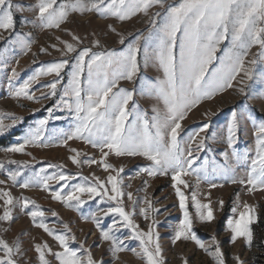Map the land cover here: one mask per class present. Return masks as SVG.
<instances>
[{"label": "snow or ice", "instance_id": "snow-or-ice-1", "mask_svg": "<svg viewBox=\"0 0 264 264\" xmlns=\"http://www.w3.org/2000/svg\"><path fill=\"white\" fill-rule=\"evenodd\" d=\"M166 4L167 0H37L35 5L25 8L13 0H0V30L10 34L5 46L0 50V71L7 67L9 57L16 49L27 55L32 48V33L16 31L17 14L25 11L36 13L33 20H23L24 25L31 24L41 29H60L74 13L94 12L105 19L115 18L123 22L141 13L148 15L153 7L164 9L162 13L156 12L151 18L148 35L140 34L124 50L103 49L97 40L95 47L102 50L94 51L91 47H85L78 51L73 43L61 41L63 49L56 48V45L52 47L61 51L64 56L75 53L74 63H70L68 59L51 63L40 68L19 87L13 85L19 75L15 68L8 76V86L14 99L23 98L40 103L42 100L57 98L55 109L70 114L72 129L59 133V137H62L60 143L64 147H67L71 140H80L99 150L101 158L97 160L81 159L82 155L87 154H82L75 148L70 149L73 153L70 159L77 168L85 164H100L105 172H114L115 175L109 174L105 180H101L94 174L91 178L68 174L63 170L65 166L62 164H48L38 172L25 175L30 165L15 160L8 163L15 164L16 170H6L5 164L0 163V172L7 171V179L14 186L19 184L23 189L39 188L48 192L53 200L75 211L98 198V204H107L108 207L101 208L84 219L95 224L102 239L110 242V252L115 259H119V253L130 250L142 259L144 264H166L161 237L157 230L158 221L151 215L159 213V209L144 198L142 203L146 207L139 208V214L150 223L146 231L141 229L134 220L139 202L131 192L125 193L123 190L124 180L121 174L124 169L116 168L108 162L109 156L143 157L151 163L140 169L141 174L155 177L171 173L174 182L172 186L183 213V219L174 229L172 244L191 240L211 256L216 264H226L224 253L215 238L212 241L215 247L210 249L194 233V219L189 210V200L195 208L198 221L211 223L216 219L215 210L210 197L208 203L199 198L201 182H208L211 189L223 187L213 182V175L231 174L230 182L242 185L247 192H264V120L253 124L254 148L240 152L236 144L239 139L241 114L233 110L226 128V144L231 152L222 153L223 164H215V161H212L214 167L209 166V160L197 165L199 152L208 150V144L218 140L213 134L204 136L196 143L201 133L208 132L210 124H204L185 140L181 136L182 122L189 112L203 101L213 99L233 88L236 83L240 85L241 95L249 99L259 98L248 84L253 81L264 84V0H179L178 3L167 5L165 8ZM73 40L79 42L80 38L73 36ZM120 44H124L123 38L120 39ZM222 44H225V47L222 56L218 57L216 53L221 51ZM253 47H259L261 51L249 60L248 56ZM41 52L49 54L47 48H42ZM217 61V66L211 68ZM151 64L162 70V78L155 82L144 81L138 90L129 91L119 86L121 80L135 82L141 68H147ZM69 67L70 72L67 73L68 79L65 83L62 73ZM49 75H54L55 79L44 86L48 91L42 92L41 97L37 98L31 91L32 85L41 77ZM58 86L61 87L57 97ZM137 91L141 96L147 95L162 102L163 108L154 106L153 115L149 117L140 105L133 101ZM130 103H133L132 109H129ZM52 112L53 110L49 109V118L40 120L30 128L21 142L2 151L30 155L26 152L29 147L52 146L53 141L58 138L56 134H49L47 128L49 119L53 118ZM20 122L21 118L15 115L0 114V136L10 132ZM193 144H196L195 149ZM239 165L244 166L243 177L234 173L235 166ZM48 169L56 171L49 174ZM186 176H195L196 184L189 185L182 179ZM54 182L60 185L58 189L50 188ZM5 183V180H0V185ZM181 186L183 189L192 188L190 195H186ZM65 189L68 191L65 192ZM125 196L132 202L131 211L124 207ZM0 201H3L4 205L0 221H12L13 209L17 206L21 210L31 206L27 214L33 225L58 242L59 251H53L47 243L35 245L39 264H51L47 256H52L58 264H103L102 260L93 257L91 249L86 247L85 243L80 242L78 248L71 247L77 238L71 235L68 224L63 225V233H57L50 228L45 219V211L34 200L27 197L16 199L10 191L0 188ZM218 205L223 209L224 201H218ZM231 213L232 218L226 221V228L231 233L230 242L235 244L243 239L247 246L251 247L254 240L252 225L259 222L256 207L247 203L241 204L237 193ZM52 215L58 214L53 212ZM101 215L104 218L115 217L108 230L101 228ZM121 229L129 231L126 239L139 242L138 250L129 249L125 239L117 235ZM20 252V241L9 245L7 241L0 239V264H17L15 257ZM235 261L236 264H245L240 257H235ZM184 264H188V261L185 260Z\"/></svg>", "mask_w": 264, "mask_h": 264}, {"label": "rangeland", "instance_id": "rangeland-1", "mask_svg": "<svg viewBox=\"0 0 264 264\" xmlns=\"http://www.w3.org/2000/svg\"><path fill=\"white\" fill-rule=\"evenodd\" d=\"M14 3L22 4L25 8L33 6L37 0H13ZM179 0H167V5L178 3ZM164 9L153 7L149 10L148 15L143 13L134 16L131 20L119 21L115 18H103L97 13H74L69 17L67 23L61 25L60 29H41L33 27L31 24L24 25L23 20L31 21L35 18V12L25 11L22 14L16 15V31L32 33V48L27 55L23 54L19 49H16L9 57L8 65L0 71V114H11L21 118V122L4 136H0V140H8V144L0 147V163L5 164L6 170H16L15 164H9L8 161L15 160L19 162H27L30 168L25 171V175L32 172H38L41 168H46L48 164H62L64 171L68 174H79L91 178L93 174L101 180H105L109 174L115 173L105 172L102 165L93 164L82 165L77 168L70 159L73 153L70 149L75 148L82 154L81 159L95 158L99 160L101 153L98 149L93 148L91 145L84 143L80 140H71L67 147H64L60 140L59 133L68 132L72 129L73 123L70 114L67 111H58L55 109L57 98H50L42 100L40 103L30 101L27 99H14L8 86V76L11 74L13 68L19 74L13 81L16 87L21 86L24 82L29 80L40 68L58 62L63 59H68L70 63H74L73 57L75 53L64 56L61 51L56 48L63 49L64 45L61 41L73 43L78 51L85 47H91L94 51L95 41L99 40L102 48L107 50H124L129 43L135 41L136 37L140 34L148 35L150 29V20L156 12H163ZM115 29V31H112ZM10 34L0 30V50L3 49ZM73 36L80 38V41H74ZM59 37V39H57ZM123 38L124 44H120V39ZM143 43V42H142ZM227 44V41L225 42ZM225 44H222L221 51L216 55L222 56ZM42 48H47L49 54L41 52ZM261 49L253 47L248 56L251 60L255 57ZM17 61L19 63L17 64ZM219 61L214 62L211 68L217 66ZM260 66H257V71ZM70 72V67L66 68L62 75L67 82V73ZM163 73L156 65L151 64L147 68H141L140 73L135 78V82L121 80L119 86L121 88L132 91L139 89L144 81L155 82L157 79L162 78ZM242 78V77H241ZM55 79L54 75L43 76L36 83L32 85L31 91L35 93L37 98H40L42 92H47L48 89L44 86L50 81ZM240 79V78H238ZM57 97L59 96V88ZM239 83L234 84L233 88L227 89L223 93L216 95L211 100L203 101L198 107L189 112L187 118L182 122L181 136L187 140L190 136L196 133L204 124H210L208 132L201 133L197 138L196 143L204 136H211L215 134L218 137L217 142L209 143L208 150L199 152L200 159L197 165L202 164L204 160L210 161V167L215 164H223V155L225 151L231 152L226 144V128L231 119V112L237 111L240 115V128L238 133V143L236 148L240 152L247 149L254 148V122L264 120V84L259 81L249 82L248 87L252 89L254 94H258L259 98L249 99L239 92ZM134 103H138L140 108L144 110L148 116H152V109L154 106L163 108L162 102H158L152 97L147 95L141 96L137 91L133 98ZM250 105V107H249ZM133 103L129 104V109H132ZM52 109L53 118L49 119L47 128L49 134H56L57 139L49 147H29L27 154L19 153H5L2 149L9 147L13 144L22 141L25 133L34 127L40 120L48 119V110ZM60 117V119H56ZM131 120V117H130ZM10 121H6L9 123ZM195 149L196 144L192 145ZM195 154V153H194ZM215 161V164L211 162ZM108 162L113 164L116 168L123 167L124 172L121 174L124 180L123 190L125 193L131 192L133 197L139 203L137 204V214L134 220L140 225V228L147 230L150 221H145L143 216L139 214V208L146 207L142 203L146 197L150 200L153 206L159 209V213H152L158 221V232L161 237V245L164 253L166 264H184L187 260L188 264H216L215 260L206 252L201 250L198 245L191 240H181L176 244H172L174 238V229L179 225L183 219L182 210L179 208V200L176 196L175 189L173 188V180L171 173L168 175H157L150 177L147 174H141L140 169L148 166L151 162L143 157H115L109 156ZM234 163V161H233ZM55 169H48V173L55 172ZM234 173L237 176L243 177L245 169L243 165L235 166ZM231 174H215L212 177L213 182L223 187L211 189L208 182H201L199 189V198L202 202L208 203L209 197L215 210L216 219L211 223L199 222L195 217V208L189 200V210L193 213L194 225L193 231L199 240L203 241L208 248H214L213 238H215L224 253L226 264H236L235 257H240L245 264H259L260 247H264V229L261 226L264 221V192L249 193L240 184H233L230 182L229 176ZM22 179V178H21ZM189 185L196 184L195 176L182 177ZM0 180H5L4 188L10 191L12 196L16 199L27 197L34 200L42 210L46 213V222L49 227L57 233L65 232L64 224H68L71 228V235H75L77 241L71 244V247L78 248L79 243H85V246L90 248L93 257L96 260H102L103 264H144V261L138 258L132 251H125L119 253V259H115L110 252V242L102 239L100 230L96 228L95 224L86 221L84 217L90 216L92 213L99 211L101 208L108 207L107 204L100 205L97 200L89 201L79 211L72 210L52 199L48 192L42 191L39 188L23 189L19 184L13 185L7 179V171L0 172ZM147 181V184H145ZM76 183V181H73ZM130 185V187H128ZM60 185L55 182L50 185L52 189H58ZM186 195H190L192 188L183 189ZM65 192L68 189L64 190ZM237 193L240 196V203H247L256 207V214L259 217V222L252 225L254 232V240L251 247H248L246 241L243 239L238 240L235 244L230 242L231 233L226 228V221L232 218L231 208L236 198ZM224 201L223 209L219 208L218 201ZM126 210H132V202L125 196L123 200ZM29 209L21 210L18 206L13 209V220L10 222L0 221V239H4L9 245H15L17 241L21 243V252L15 259L17 264H39L38 254L35 251L36 244L47 243L53 251H59L58 242L51 236L45 233L42 229L33 225L30 216L27 214ZM4 205L0 201V215H3ZM55 212L58 215L53 216ZM115 217L104 218L101 215V228L108 230ZM121 238L125 239V244L129 249H139V242L128 240L126 237L129 235L127 229H121L117 233ZM51 264H58L52 256H47Z\"/></svg>", "mask_w": 264, "mask_h": 264}, {"label": "trees", "instance_id": "trees-1", "mask_svg": "<svg viewBox=\"0 0 264 264\" xmlns=\"http://www.w3.org/2000/svg\"><path fill=\"white\" fill-rule=\"evenodd\" d=\"M8 144V140H6V139H3V140H0V147L1 146H5V145H7ZM262 227H263V229H264V221H263V223H262V225H261ZM260 255H259V264H264V247L263 246H261L260 247Z\"/></svg>", "mask_w": 264, "mask_h": 264}]
</instances>
